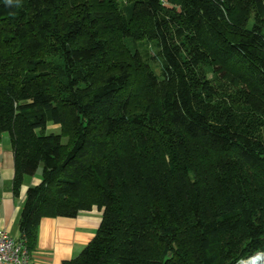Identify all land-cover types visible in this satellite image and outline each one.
<instances>
[{
  "label": "trees",
  "instance_id": "1",
  "mask_svg": "<svg viewBox=\"0 0 264 264\" xmlns=\"http://www.w3.org/2000/svg\"><path fill=\"white\" fill-rule=\"evenodd\" d=\"M145 39L157 57L123 45ZM4 134L15 196L42 168L19 223L31 257L43 219L94 208L95 238L63 264L264 255V0H136L129 17L115 0H0Z\"/></svg>",
  "mask_w": 264,
  "mask_h": 264
},
{
  "label": "crops",
  "instance_id": "2",
  "mask_svg": "<svg viewBox=\"0 0 264 264\" xmlns=\"http://www.w3.org/2000/svg\"><path fill=\"white\" fill-rule=\"evenodd\" d=\"M15 160L11 137L0 138V230L20 240L19 223L27 191L37 186L41 178H33L30 186L25 177L20 193L14 195ZM30 178V179H28ZM102 221V211L94 208L76 218H45L41 222L37 249L32 255L33 264H63L73 260L95 238Z\"/></svg>",
  "mask_w": 264,
  "mask_h": 264
},
{
  "label": "rangeland",
  "instance_id": "3",
  "mask_svg": "<svg viewBox=\"0 0 264 264\" xmlns=\"http://www.w3.org/2000/svg\"><path fill=\"white\" fill-rule=\"evenodd\" d=\"M135 1L136 0H115V3H117L119 13H121V15L124 17H129L132 5ZM116 39H117L116 36L112 35V34L109 37V40L112 43V47H115L118 45V42L116 41ZM123 45L126 49H129V51H131V53L138 52L140 54V56L144 59V61L149 59L151 56L157 57V51L158 50L156 48L154 41H151L148 39H145L142 41H132L131 40V41L123 42ZM115 50L118 51V53H119V50H117V49H115ZM150 65H151L153 72L159 76L161 74V70H162V62L157 59L155 62H152V63L150 62ZM210 77H212V75H210ZM49 132L58 133L59 128L57 126H54V125H49V127L47 129V133H49ZM36 133L40 134V130L37 131ZM41 173H42V168L40 169V171L38 172V174L36 176L31 177V179L28 178L30 180H27V183H26V184H28L27 186H30L29 184H31V181L33 178L39 179L41 177Z\"/></svg>",
  "mask_w": 264,
  "mask_h": 264
},
{
  "label": "built area",
  "instance_id": "4",
  "mask_svg": "<svg viewBox=\"0 0 264 264\" xmlns=\"http://www.w3.org/2000/svg\"><path fill=\"white\" fill-rule=\"evenodd\" d=\"M0 264H33L23 240H15L5 230H0Z\"/></svg>",
  "mask_w": 264,
  "mask_h": 264
},
{
  "label": "bare ground",
  "instance_id": "5",
  "mask_svg": "<svg viewBox=\"0 0 264 264\" xmlns=\"http://www.w3.org/2000/svg\"><path fill=\"white\" fill-rule=\"evenodd\" d=\"M240 264H264V255L258 254L255 257H252V259L241 262Z\"/></svg>",
  "mask_w": 264,
  "mask_h": 264
}]
</instances>
